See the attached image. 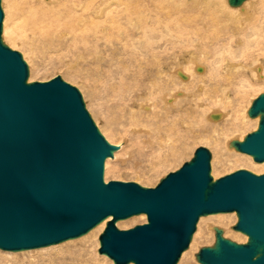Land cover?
Returning a JSON list of instances; mask_svg holds the SVG:
<instances>
[{
	"label": "water",
	"instance_id": "95a60500",
	"mask_svg": "<svg viewBox=\"0 0 264 264\" xmlns=\"http://www.w3.org/2000/svg\"><path fill=\"white\" fill-rule=\"evenodd\" d=\"M241 7L247 0H228ZM0 0V249L25 251L79 238L109 219L99 253L115 264H178L201 217L236 212L233 229L196 254L201 264H264V173L239 169L214 179L212 153L200 146L191 160L155 187L105 181L111 143L87 110L80 90L56 76L29 82L23 55L3 40ZM183 79L187 75L179 72ZM221 113L211 114L218 120ZM256 130L231 146L264 162V93L248 110ZM146 214L147 222L120 229L117 222Z\"/></svg>",
	"mask_w": 264,
	"mask_h": 264
},
{
	"label": "rangeland",
	"instance_id": "374dc122",
	"mask_svg": "<svg viewBox=\"0 0 264 264\" xmlns=\"http://www.w3.org/2000/svg\"><path fill=\"white\" fill-rule=\"evenodd\" d=\"M16 1L18 0H3L2 7L4 6V20L8 10L10 13L12 11L11 20H14L12 19L14 18V16H12L14 12L13 4ZM130 1L131 0H109L107 2V6H109L108 10L110 9L111 11L108 12V10L104 9V14L107 15L103 14V16L98 19L100 25L105 26V20L115 15L116 11L122 10V8ZM219 1L223 3V9L225 10L226 8H234L230 6L226 0ZM250 1L252 0H249V2ZM166 3L171 5L174 4L173 6L174 8L176 6V8L172 11L170 17L165 19L160 26H157L158 29L155 31L154 36H152L154 39L149 41L152 43L155 41L154 45H158L157 49L154 51H148L145 49L149 44V42L144 41V39L147 40V37H142L139 39L137 38L139 36L138 34L134 37H117V39L123 38L124 41L122 43H116L115 45L112 43L107 44L105 39H101L99 41L100 45L98 43L97 47L92 43L86 46L82 44H75L71 40L72 37L70 35L64 37L56 36L57 38L54 39L28 38L25 41H21L24 40V38H17L15 40V37H11V40L9 41L6 39L3 32L2 37L4 42L12 49L19 51L23 55L24 60L29 64L30 82L49 81L56 76H62L65 81L76 86L80 90L83 95L87 110L91 114L97 126L100 128L101 132L111 143L120 146V149L115 152V157L108 158L111 159L108 163V166L107 161L105 162L104 177L106 182L111 180L134 181L146 187H155L168 173L179 169L185 162L191 160L195 150L200 146L209 148L212 153L211 174L215 180L239 169H248L256 174H263L264 166L261 165L264 164V162H256L251 155L247 156L248 154L246 153L239 151L237 152L234 147H229L228 145V142L231 140V138H239L238 140H244L248 133L254 131L258 127L257 125L260 121V117H250L247 113V109L252 106L253 101L258 96L264 93V76L259 78L257 71V73H255L258 80H256L255 78H252L250 72H248L245 67L246 65H255L254 67L262 65L264 67V34H258L257 36L251 35V29L242 34V32L247 29V27L252 25H246V23H253L256 18H251L252 21H250V19L249 21L245 22V25L242 26L243 28H240L239 36L241 43H239L238 39L236 40L234 37V32H232V28H234L235 25H233L231 21L227 22L228 20H225L224 16L221 17L220 34L221 36L225 37H228V35L231 34L232 37L230 38V46L233 48L231 50L236 54L240 53V48L241 50L244 48L245 51L246 49L248 51H246V54L243 57H239L238 55L233 57V54H231L228 49L225 51L221 49V46L223 45H221V42L214 44V42L204 41L201 39V36H197L194 33V28L188 27L191 26V20L195 19L196 17H201V14L208 12L209 6L207 4V0H168ZM247 4H244L246 8L249 7ZM262 4V0H253V4L250 5L251 13L254 11L255 6L259 7ZM151 5H153V3ZM113 8H116V11ZM153 10L154 9L151 11ZM154 16L155 13L152 15V18L155 21ZM147 18L149 17L147 16ZM166 20L169 21L168 28L165 25ZM151 22L152 21L149 18L148 24L151 25ZM202 31H204L203 33H205L206 36L208 35L207 37H210L214 35V31H217V29L215 30V27H211L208 30L202 29ZM113 40L116 42V37ZM261 40L263 41L262 43ZM255 41L257 42L256 44H254ZM145 42L147 43V46ZM239 45H243L244 47ZM260 45L263 46L260 47ZM139 51H141V53ZM133 52L134 54H132ZM142 52H144L143 55H141ZM202 52L206 54V57ZM221 53L225 60L221 57ZM137 54L138 56H135ZM193 56L197 57L196 60L198 62L200 61L196 67H202L206 65L211 71H209V73L204 78H211L217 74L216 69L218 66L215 63V59L221 58V74L225 76L227 83L221 85L220 98L224 100L223 92L228 89L229 93L231 92L230 97L233 101L232 105L234 107L231 108V111L222 105L215 107L216 109L218 108L217 111L215 110V112L223 113L221 118L218 120H214L210 116V113L214 112L212 111L211 106L215 105V103H212V98L209 99V94H211L209 90H212L213 86L210 83L204 84L202 81L196 79L200 78L201 74L204 72L197 71V68L194 66V64H192L191 59ZM227 59H232L230 61L236 63V66L238 65L236 71H231L228 68H225L226 63L228 62ZM237 63H240L241 65ZM176 68H187L186 70L189 73L184 69L183 71L186 72V74L188 73L187 75L189 76L190 74L192 75V77H190L192 79L191 85H184L178 81L181 80L183 82H188L190 81V78L183 79L180 77L179 74H176L174 71ZM239 72H242V76H238L237 73ZM122 74L124 76H122ZM125 74L128 76L126 77ZM173 75L174 77H172ZM120 78L128 79L121 80ZM174 78H178L177 83H175ZM121 84H129L131 87L133 85L134 90H131L130 92L128 90L121 91L119 89ZM135 84H139L138 87L142 88H136V86H134ZM202 84L205 85V88L203 90H199V86L201 88ZM171 90L173 92L176 91L175 93L179 91L183 92L184 97L181 96L183 98L176 102L177 106L174 109L166 110L163 107L161 97L162 95L170 94L169 91ZM208 92L209 94H207ZM145 100L147 102L152 101V103L154 102L155 104V108L153 107L152 111L146 110V112L148 111L151 113L150 116H140V110L136 108L138 107L136 104L143 102L145 103ZM135 110V115L138 118L136 117V120L133 121V119H131V112ZM159 111L162 113L161 115ZM164 111L167 112V115L163 114ZM224 111H227V113L229 111L230 119L234 117L236 118L235 121L237 125L224 126V131L221 127V131L219 130L217 133L216 130L213 131L214 129L211 128L210 121L219 123L224 121L226 119L224 116L227 114ZM187 112L188 114L191 113V115H188ZM154 113H159V115L157 116V114ZM247 115L250 118L247 117ZM162 116L165 118L163 119V122L160 120ZM257 118H259L258 122L256 121ZM132 121L135 123L133 124ZM136 125L139 127H147V129H153L157 138H159L163 130H166L168 127L172 128V126H175L177 128L179 132L177 137L175 134H173L175 137V152L172 150L162 153L164 157H167V161H159V151L153 152L151 148L146 147L147 144H145L142 137L139 136L141 134L133 132L131 128L132 126ZM160 126L165 128L162 129ZM158 128H161L162 131H155L158 130ZM211 133L216 135L214 136ZM201 134L206 137H212L215 141L216 138L219 140L216 141L215 144V141H207L202 139ZM142 135L146 134L142 133ZM156 147L158 148V146ZM237 153L241 154V158L245 157L244 155H246L248 158L246 159L247 161L245 158L241 159L242 161H239L238 157L236 156L238 155ZM140 215H135L136 217L133 216L128 219L120 220L117 222V226L120 229H129L136 225L146 223L147 215ZM237 222L238 217L236 212L220 213L219 215L214 214L212 216L208 215L203 216V218L201 217V220H199L197 224V230L193 236L190 247L183 253L178 264H201L197 261L196 254L201 248L212 246L215 243V230L212 229L215 225L216 227L222 228L224 230V234L227 230V235L225 234V237L227 236V238L240 243L246 242L247 240L245 239L248 238L247 235L233 229V226H235ZM103 229L100 230V232L98 231V235L96 236L97 252L99 255L105 256L104 260L106 264H114L113 260L107 255L99 253V236L104 231ZM89 233L85 235L87 236ZM85 235L79 238L82 239ZM79 238L71 239V241L74 240L72 243L69 242V240L65 241L68 242V244L65 242H63L65 244L60 243L63 245H61V249L59 250H65L68 246H71L73 249H77L80 247L79 242L76 241H80L81 239L79 240ZM49 247L51 246L44 248ZM57 247H52L48 250H42L43 248H38L17 252L3 251L0 249V264H30V260L32 258H35L36 256L43 253H47L48 251ZM7 252L11 253L6 254ZM59 260L60 259L54 260L57 261L54 264H58ZM40 262L43 261L40 260Z\"/></svg>",
	"mask_w": 264,
	"mask_h": 264
},
{
	"label": "bare ground",
	"instance_id": "6f19581e",
	"mask_svg": "<svg viewBox=\"0 0 264 264\" xmlns=\"http://www.w3.org/2000/svg\"><path fill=\"white\" fill-rule=\"evenodd\" d=\"M108 1L109 0H18L13 4V11L14 12H13L12 16H14V18H12V19H14V20H11L12 11L10 13L9 10L8 11L5 10V11H7V13H6L5 20L3 21L4 22L3 32H4L6 39H8L9 41L11 40V37H13V38L15 37L14 38L15 40L17 38H19V39L24 38V40H21V41H25L28 38H35V39H39V38L52 39L53 38L54 39V38H57L56 36L64 37V36L70 35L72 37L71 40L75 44H82V45L86 46V45H89L90 43H92L96 47L98 46V43L101 39H105L107 44L112 43L113 45H115L116 43H122L124 41L123 38L117 39V37H121V36H123V37H134L137 34L139 35L137 38L141 39L142 37H144V38L147 37V40L144 39V41L149 42L150 40L154 39L152 36H154L155 31L158 29L157 26H160L161 23L165 19L170 17L172 11L175 10V8H176V6L174 8V6H173L174 4L171 5L169 3H166V1L168 2V0H166V1H163V0H131L130 2H128L126 4V6H124L125 8L123 7L124 9L122 8V10H120V11H116V8L115 9L113 8L116 11V14L111 16V18L105 20L106 25L102 26V25H100V22L98 21V19L103 16L104 9L108 10V8H109V6H107ZM226 1H228V0H226ZM262 1H263V4L259 7L255 6L254 11L251 13L250 5L253 4V0L250 1L252 3H250L249 0H247L244 3V4H247L249 2L247 4V6H249L248 8H246L245 5L243 4L241 7H234L231 9L226 8V10L223 9L224 5L219 0H217V1L207 0V4L209 6L208 12L205 14H201L202 15L201 17H196L195 19L191 20L190 21L191 26H188V27L194 28V33L197 36H201V39H203L204 41L214 42V44H218L221 42V45L223 44L221 46V49H223L224 51L226 49H228V51H230V53L233 54V57H236L237 55L239 57H243L246 54L247 49L245 51L244 48L241 50V48L239 47L240 51L239 50L238 51L240 53L236 54L234 51L231 50V49H233L230 46V40H231L230 38L232 37L231 34L228 35V37L221 36V34H220L221 33V26H220L221 25V17L224 16V19L228 20L227 22L231 21L232 24L235 25V27L232 28V32H234V37L236 38V40L238 39L239 43H241L240 36H239L240 35L239 34L240 28L242 26H244L245 22L249 21L251 18H256V19L254 20L253 23H248V24L246 23V25H250V24H252V25L250 27H247V29H245L242 32V34H244V32H247L249 29L252 30L251 35L257 36L258 34L259 35L264 34V0H262ZM2 2H3V0H2ZM115 2H117V1H115ZM152 3H153V5H151ZM228 3H229V1H228ZM152 9H154L155 11L154 10H153L154 12L151 11ZM258 9H259V11H258ZM110 11L111 10L109 9L108 12H110ZM152 12L155 13V16H154L155 21L152 18V15H153ZM201 13H203V12H201ZM249 13H250V15H249ZM104 15H107V14H104ZM191 15H193V14H191ZM147 16L152 21L151 25L148 24L149 18H147ZM187 19H189V18H187ZM250 21H252V19ZM152 23H153V25H152ZM165 23H166L165 24L166 27L168 28L169 21L166 20ZM179 24H181V23H179ZM211 27H213V28L215 27V30L217 29V31H214L215 33L213 36L207 37L208 35L206 36L205 33H203L205 30L202 31V29L208 30ZM115 37H116V42L113 40ZM253 38H255V37H253ZM256 41H258V40H256ZM256 41L254 42V44L257 43ZM154 42L153 43L149 42L148 46L146 43L147 47L145 49L148 51H154L155 49H157L158 45H154ZM248 42H249V40H248ZM258 42H260V41H258ZM262 42L263 41L261 40V43ZM15 43H16V41H15ZM99 45H100V43H99ZM263 45H260V47ZM239 46H243V45H239ZM31 47H32V45H31ZM245 47H247V46H245ZM216 50H217V48H216ZM139 52L141 53V51H139ZM220 52H222V51H220ZM132 54H134V52ZM143 54H144V52H142L141 55H143ZM203 55L205 56L206 54L203 53ZM135 56H138V54ZM204 56H202V57H204ZM216 56H217V54H216ZM221 57H222V53H221ZM196 58L197 57L193 56V58L191 59V57H190L191 62H192V64H194L195 67L200 62V61L198 62L196 60ZM230 60H232V59L228 60L225 68H228L231 71L232 70L236 71L237 70L236 68H238L237 67L238 65L236 66L235 65L236 63H233V61H230ZM215 63L218 66L216 69L217 74L211 78H204L210 71L208 66L204 65L202 67L201 66L196 67L197 71L204 72L202 74L198 73V74H201V77L196 78V79L199 81H202L204 84L210 83L213 86V89L209 90V92H211V94H209V92L207 93L210 95L209 99L212 98V100H213L212 103H215V105L211 106L212 111H214V112L210 113V116L213 113H220V112H215V110L217 111V109H218V108L216 109L215 107H217L218 105H222L226 109H230V111H231V108L234 107L232 105L233 101L230 97L231 92L229 93L228 89H226L223 92L224 100L222 98H220L221 97V85L224 83H227V81H226L225 76H223L221 74V66H220L221 58H216ZM240 63H237V64L241 65ZM248 63H250V62H248ZM254 66L253 65H250V66L246 65V67H245V65H244L245 69L248 72H250V75L252 76V78H255L256 80H258L256 78L257 75L259 78H262V76H264V74H263L264 73V67L262 65L258 66V67H254ZM183 69L184 68H180V69L176 68V70H174V71L176 74L177 73L179 74V72H182L184 75H187L189 73L186 70L187 68L184 69L188 72L187 74H186V72L183 71ZM257 71H258V74L256 75ZM117 73H118V71H117ZM123 74H122V76H124ZM237 74H238V76H240V75L242 76V72H239ZM115 75H118V74H115ZM127 76L128 75H126V77ZM179 76H180V74H179ZM172 77H174V75ZM180 77H182V76H180ZM190 77H192L191 74H190V76L187 75V78H190ZM120 79L126 80L128 78H120ZM174 80H175V83H177L178 78H174ZM189 80L190 81H188V82H183L181 80H178V81H180L184 85H191L192 79L190 78ZM29 82H30V80H29ZM138 85L135 84L134 86H136V88H137ZM154 85H156V84H154ZM199 85L201 86L200 83H199ZM200 86H199V90L200 89L203 90L205 88V85H203V84H202L201 88H200ZM138 88H142V87H138ZM119 89L121 91L128 90L129 92L131 90H134L133 85L131 87L129 84H123V85L121 84ZM112 91H113V89H112ZM175 92H173L171 90V91H169L170 94L166 93L167 95H162L161 98H162L164 109H166V110L174 109L177 106L176 102L179 99L184 97L183 92H181V91H179L177 93H175ZM159 93H161V92H159ZM169 95H171V96H169ZM181 96H183V97H181ZM212 103H210V104H212ZM136 105L138 106L136 108H138L140 110V116H143V115H146V116L149 115L150 116L151 113L148 111L146 112V110L152 111V108L153 107L155 108V104H154V102L152 103V101H148V102L146 101L145 103L143 102V103L136 104ZM200 105H199V107H200ZM232 110H234V109H232ZM248 110L249 109H247V111ZM164 112H163V114L167 115V112H165V113ZM224 112L227 113V111H224ZM246 112H245V114H246ZM135 114H136V110L131 112V119H133V121H135L136 117H137ZM154 114H157V113H154ZM161 114L162 113L160 112V115ZM187 114H188V112H187ZM189 114L191 115V113H189ZM221 114L223 115V113H221ZM158 115H159V113L157 114V116ZM224 117L226 119L220 123L215 122V121H210L211 122V128L214 129L213 131L216 130V132H217L221 129V127L223 130L224 129L223 127L227 126V125L228 126L229 125H232V126L237 125L236 121H235L236 120L235 117L230 119L229 111L227 114H225ZM247 117H249V116L247 115ZM163 119H165V118H163V116H162L160 120L163 122ZM258 119L259 118L256 119L257 122H258ZM133 121H132V123H133ZM160 127H162V126H160ZM163 128H165V127H162V129ZM131 129L133 130L134 133L141 134L139 136H141L142 139L144 140V143L147 144L146 147L151 148L153 150V152L159 151V154H158V156L160 158L159 161H162V160H163V162L167 161V157H164L162 155V153H164L166 151H172V150H173V152H175L176 146L174 145V138L175 137L173 134H175L177 137V135L179 133L175 126L174 127L172 126V128L168 127L166 130H163V132H162L163 134L161 133L159 138H157L155 136L156 133H154L153 129H147V127H141V126L139 127L138 125H136V126H132ZM159 130H161V128L160 129L158 128V130H155V131L159 132ZM225 130H228V129H225ZM142 133L146 134V135H142ZM213 133H215V132H213ZM212 135H214V134H212ZM207 136H209V135H207ZM217 137H219V136H217ZM201 138L204 140H207V141H215V140H213L212 137H206V136H203L202 134H201ZM142 139H140V140H142ZM218 140L219 139L216 138V141H218ZM233 140L234 139H232V138H231V140H229V142H228L229 147H232L231 141H233ZM216 141H215V144H216ZM156 146H158V148ZM217 146H218V144H217ZM229 147H228V149H229ZM167 149H169V150H167ZM171 154H172V152H171ZM237 154L238 155H236V156L238 157L239 161L243 158H245V160L248 159L246 157V155H244V154H242L245 156L243 158L240 157L241 156L240 153H237ZM234 155H235V153H234ZM247 156H249V155H247ZM114 157H115V155H114ZM116 158H117V156H116ZM110 160L111 159L106 160L107 166H108V163L110 162ZM261 166H264V164H262ZM217 215H219V214H217ZM108 220L109 219L102 222L100 225L97 226V228L93 229L87 236L85 235L84 238H82V239L79 238V240L81 239L82 241L76 240L77 242H79V245H80V247H78L77 249H73L71 246H68L65 250H59V249H61V245L65 244V243L68 244V242L57 245L58 247L51 245V247H49V248H52V247H57V248L52 249V250L48 251L47 253H43L41 255L36 256L35 258L38 260H36L35 258H32L30 260V264H54L55 262L58 261V260L54 261L56 259H60L59 260L60 264H106L105 260H104L105 256L99 255L97 252V247H96L97 246V242H96L97 238H96V236L98 235V231L100 232V230H102L103 228L106 227V223ZM212 225H214V224H212ZM215 227H216V225L213 226L212 229L215 230ZM225 230H226V228H225ZM225 234L227 235V230L225 231ZM215 237H216V234H215ZM247 239L248 238H246L245 240H247ZM72 241L74 242V240H72ZM72 241L69 240V242H71V243H72ZM92 247H93V249H92ZM49 248H43L42 250H48ZM10 253L11 252H7L6 254H10ZM183 258H184V256H183ZM40 260L43 262H40ZM46 260H48V261H46ZM131 264H134V263H131Z\"/></svg>",
	"mask_w": 264,
	"mask_h": 264
}]
</instances>
